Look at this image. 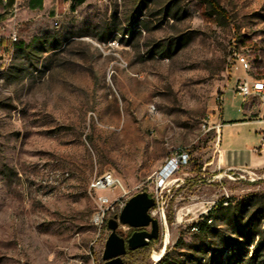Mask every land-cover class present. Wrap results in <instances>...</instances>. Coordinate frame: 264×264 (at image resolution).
I'll return each instance as SVG.
<instances>
[{"label": "rangeland", "instance_id": "374dc122", "mask_svg": "<svg viewBox=\"0 0 264 264\" xmlns=\"http://www.w3.org/2000/svg\"><path fill=\"white\" fill-rule=\"evenodd\" d=\"M219 2L228 18L203 0L0 3V264H105L107 223L123 207L99 231L97 197L124 191L125 204L143 191L156 201L148 264H245L264 249V171L230 178L219 131L207 132L223 97L225 115L239 114V77L264 80V0ZM182 152L189 163L163 179ZM106 173L122 188L92 189ZM213 208L203 234L194 225Z\"/></svg>", "mask_w": 264, "mask_h": 264}, {"label": "crops", "instance_id": "0c3cea01", "mask_svg": "<svg viewBox=\"0 0 264 264\" xmlns=\"http://www.w3.org/2000/svg\"><path fill=\"white\" fill-rule=\"evenodd\" d=\"M36 1L28 0V6ZM0 3L16 5L15 0H0ZM42 3L44 6L47 0H42ZM224 103L223 97L222 111L217 119L221 127L215 144L218 162L225 169L247 167L264 171V149L260 148L261 133L264 131V103L250 97L244 100L242 107H238L239 114L234 118L225 115ZM224 128L230 129L227 138L223 136Z\"/></svg>", "mask_w": 264, "mask_h": 264}, {"label": "built area", "instance_id": "2783aa9c", "mask_svg": "<svg viewBox=\"0 0 264 264\" xmlns=\"http://www.w3.org/2000/svg\"><path fill=\"white\" fill-rule=\"evenodd\" d=\"M3 1L8 2L9 0H3ZM16 11H17V7L16 5H14L12 12L14 13ZM9 38L11 39L12 43H15L17 41L16 32H12ZM234 56H235V61L238 64V67L242 71H244V73H247L251 69V65L247 57L239 52H235ZM235 86H236V93L242 95L245 100H247L250 97H258L260 98L261 102L264 103V80L254 79L250 76H242L237 79ZM262 121L264 122V119H262ZM204 127H206V124L204 125ZM220 127H221V123H218L212 127L208 125L207 132L213 128H216L217 131H219ZM260 148L262 150L264 149V131L261 133ZM189 160H190L189 152H182L176 157L169 160V162L165 165L166 168L171 162L173 163L169 176L173 174L177 169L188 164ZM226 171L231 172V174L229 175L230 178H234L232 176L239 174L238 176L240 178L246 179V176H248L250 181H256L258 176L254 169L247 167L227 168ZM116 187L122 188V184L120 180L116 178L112 173H106L103 176L95 179L91 183V188L94 189L95 191H106ZM125 194L126 192L124 191L122 195L118 196L115 199H112L111 197L104 194L98 195L97 209L92 217V222L99 231H101V229L103 228L106 217L109 214V212L111 210H114V205L116 202H120L121 207L125 206V202L121 200Z\"/></svg>", "mask_w": 264, "mask_h": 264}, {"label": "water", "instance_id": "95a60500", "mask_svg": "<svg viewBox=\"0 0 264 264\" xmlns=\"http://www.w3.org/2000/svg\"><path fill=\"white\" fill-rule=\"evenodd\" d=\"M155 203V198L149 192L137 193L128 199L118 219L108 220L110 234L102 255L105 264H125L123 257L127 250H136L148 245L151 240L159 238V221L150 214ZM120 226L137 230L125 239L119 232ZM148 227L151 229L148 230Z\"/></svg>", "mask_w": 264, "mask_h": 264}, {"label": "trees", "instance_id": "16d2710c", "mask_svg": "<svg viewBox=\"0 0 264 264\" xmlns=\"http://www.w3.org/2000/svg\"><path fill=\"white\" fill-rule=\"evenodd\" d=\"M71 1H72L71 8H74L75 5H81L85 3L87 0H71ZM203 1L207 5L208 11L206 14L209 15V17H213L214 15H216L219 18H228V13L226 9L220 4L219 0H203ZM42 6H43L42 0H37L36 2L30 3L31 9H40L42 8ZM214 211H215V208L211 209L209 211V214L206 217H204L202 221L195 223L194 227L198 229L200 232H202L203 234H207L211 229L210 223L212 221V217L215 215ZM250 225H251V221H248L246 228H249ZM133 231L134 229L130 230L127 236L128 238L131 236ZM253 236L260 237L262 236V232H254ZM155 240L156 239L151 240L148 245L138 248L136 250H127L126 254L123 257L125 264H148L147 260L150 257L152 243ZM263 251L264 249L262 247V241L260 242L259 240L254 250V253L252 254V256L247 258L245 264H256V259L263 256ZM233 257H235V255H233ZM165 260L166 259L162 257L160 262L162 263Z\"/></svg>", "mask_w": 264, "mask_h": 264}, {"label": "bare ground", "instance_id": "6f19581e", "mask_svg": "<svg viewBox=\"0 0 264 264\" xmlns=\"http://www.w3.org/2000/svg\"><path fill=\"white\" fill-rule=\"evenodd\" d=\"M172 166H173V163L171 162L166 168H164V170H163V179H164V178H167V177L169 176ZM178 220H179V219H178ZM166 240H169V238L167 239V237H166ZM166 243H167V242H166ZM162 253H163V252H162ZM158 256H159V255H158ZM158 256H157V257H158ZM160 257H161V256H160Z\"/></svg>", "mask_w": 264, "mask_h": 264}, {"label": "flooded vegetation", "instance_id": "af4514ba", "mask_svg": "<svg viewBox=\"0 0 264 264\" xmlns=\"http://www.w3.org/2000/svg\"><path fill=\"white\" fill-rule=\"evenodd\" d=\"M131 229H134V231H136V230H137V229H135V228H130V230H131ZM134 231H133V232H134ZM123 236L125 237V239H128V237H127V236H128V234H126V235H123Z\"/></svg>", "mask_w": 264, "mask_h": 264}]
</instances>
